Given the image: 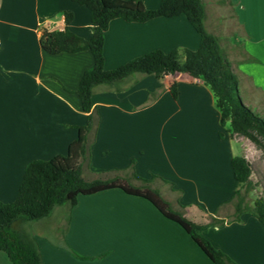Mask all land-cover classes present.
<instances>
[{
    "label": "crops",
    "instance_id": "0c3cea01",
    "mask_svg": "<svg viewBox=\"0 0 264 264\" xmlns=\"http://www.w3.org/2000/svg\"><path fill=\"white\" fill-rule=\"evenodd\" d=\"M142 1L149 10L161 5ZM203 1L206 30L219 36L213 29L219 23L226 33L222 48L239 93L249 91L261 105L264 0ZM68 14L73 20L67 26ZM66 27L89 40L91 11L72 0H0V202L14 203L28 165L66 156L78 128L87 124L77 91L94 65L92 53L50 55L41 46L43 31ZM200 41L185 15L143 23L115 19L105 32V69L157 50L196 51ZM92 116L85 180L126 176L135 186L149 183L202 226V236L234 264H264L263 223L250 213L231 221L242 189L232 161L247 157L229 125L222 127L209 86L188 74H136L121 91L97 87ZM215 219L225 222L213 225ZM31 224L26 231L36 239L43 264H214L180 225L121 189L82 195L76 206H56L50 217ZM0 264H13L3 251Z\"/></svg>",
    "mask_w": 264,
    "mask_h": 264
},
{
    "label": "trees",
    "instance_id": "16d2710c",
    "mask_svg": "<svg viewBox=\"0 0 264 264\" xmlns=\"http://www.w3.org/2000/svg\"><path fill=\"white\" fill-rule=\"evenodd\" d=\"M91 11L93 35L85 40L67 27L62 31L45 30L41 36V46L50 55L77 53L89 50L94 65L87 70L77 91L82 109L87 115V124L78 128L79 135L70 145L66 156L50 160L31 162L25 172L17 200L14 203L0 202V251L5 252L13 264H43L36 239L29 234L23 224H31L50 217L56 206L74 207L80 196L93 195L113 189L144 198L151 202L163 216L180 225L214 264H234L222 251L217 250L199 231L202 226L174 210L161 192L149 183L133 185L129 177L116 176L109 179L87 181L83 177V163L87 155L88 135L93 126V94L100 86L121 91L122 86L136 75L188 74L201 79L215 95L216 106L221 115L222 127L229 125L232 135L247 138L259 149L264 150V119L247 106L239 93V79L233 71L232 63L223 51L219 36L206 30V5L203 0H161L156 10H149L142 0H72ZM185 15L201 37L196 51L176 50L164 53L160 50L144 54L120 68L105 69L103 53L105 32L111 21L123 19L127 22L143 23L155 18H172ZM73 15L66 16V25ZM171 92L176 98L174 86ZM234 177L241 185L235 195L233 219L239 221L250 213L264 225V197L255 200L251 207L247 198L253 190L251 177L253 168L245 157H235L232 161ZM244 190V192H242ZM215 219L212 224H224Z\"/></svg>",
    "mask_w": 264,
    "mask_h": 264
},
{
    "label": "rangeland",
    "instance_id": "374dc122",
    "mask_svg": "<svg viewBox=\"0 0 264 264\" xmlns=\"http://www.w3.org/2000/svg\"><path fill=\"white\" fill-rule=\"evenodd\" d=\"M214 28H215V32L219 34V37L221 36L220 38L222 40V37L224 38L226 36V33L225 34L222 33L223 29L219 27V23L218 25H214L213 29ZM240 96L243 99V101L247 100V102H249L250 104L248 106L255 113L261 116V118L264 119V103H261V105H259L260 99H258V97L252 98V95L249 93V91L245 92L244 90H243V95L240 94ZM232 136L238 141L243 154L247 157V159L252 164L253 175L251 177V180H252L254 187L247 198L248 204L252 207L256 199H258L259 197H264V150L259 149L254 143H252L247 138H244L238 135H232ZM86 178H90V176L87 174ZM242 192H244V190H242ZM231 221H235V220L231 219ZM32 225L33 224H23L21 227H23L25 230L27 229L31 230L30 226ZM199 234L201 233L199 232Z\"/></svg>",
    "mask_w": 264,
    "mask_h": 264
},
{
    "label": "built area",
    "instance_id": "2783aa9c",
    "mask_svg": "<svg viewBox=\"0 0 264 264\" xmlns=\"http://www.w3.org/2000/svg\"><path fill=\"white\" fill-rule=\"evenodd\" d=\"M0 48H1V41H0ZM195 81L197 82L198 80H201V79H198V78H194Z\"/></svg>",
    "mask_w": 264,
    "mask_h": 264
}]
</instances>
